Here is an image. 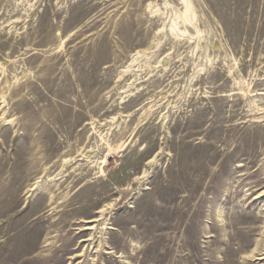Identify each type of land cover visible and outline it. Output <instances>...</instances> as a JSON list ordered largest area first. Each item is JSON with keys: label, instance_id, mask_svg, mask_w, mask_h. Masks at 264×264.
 <instances>
[{"label": "rangeland", "instance_id": "374dc122", "mask_svg": "<svg viewBox=\"0 0 264 264\" xmlns=\"http://www.w3.org/2000/svg\"><path fill=\"white\" fill-rule=\"evenodd\" d=\"M187 2L0 0V264H264V0Z\"/></svg>", "mask_w": 264, "mask_h": 264}, {"label": "bare ground", "instance_id": "6f19581e", "mask_svg": "<svg viewBox=\"0 0 264 264\" xmlns=\"http://www.w3.org/2000/svg\"><path fill=\"white\" fill-rule=\"evenodd\" d=\"M186 1V4H187V9H188V7H189V2H187V0H184V2ZM189 10V9H188ZM156 11H158V9L156 10ZM190 12V11H189ZM185 13V12H184ZM187 13V12H186ZM185 13V15H187ZM181 15V14H180ZM172 16V15H171ZM176 16H177V14H176ZM175 16V17H176ZM182 16V15H181ZM178 17H180L179 15H178ZM187 17H188V15H187ZM187 19V18H186ZM179 20V19H178ZM187 21V20H186ZM177 22V21H176ZM173 23V22H172ZM183 23V22H182ZM185 24H186V22H184ZM171 24V23H170ZM173 24H177V23H173ZM178 25V24H177ZM178 28V27H177ZM261 28V27H260ZM180 29V28H179ZM158 31V30H157ZM170 33L172 34V35H174V37H178V32L176 33L175 32V27L173 26H171L170 27ZM184 35V34H183ZM176 37V38H177ZM135 55V54H134ZM133 62V61H132ZM130 66V64L129 65H127V67L126 68H128ZM242 92V91H241ZM247 93V92H246ZM108 154V153H107ZM139 189V188H138ZM106 207V206H105ZM103 209L104 208H102L101 210H99L101 213H102V211H103ZM98 212V211H97ZM99 216V215H98ZM100 217H102V216H100ZM89 221V220H88ZM99 221V218H94V219H92V220H90L89 222L92 224L91 226L89 225V227H88V229H96V227H97V225H98V222ZM87 223V222H86ZM88 226V225H87ZM97 230V229H96ZM95 237V231H91L90 232V234H89V237L88 238H86L85 240H83V241H85V242H89V241H92L93 240V238ZM96 238V237H95ZM97 241V240H96ZM182 241V240H181ZM93 243V242H92ZM260 244H257L256 245V247L254 248V250L252 251V252H250L249 253V255L248 256H246L247 258H248V260L249 261H253V260H255V259H261V260H263L264 259V245H261V246H259ZM176 246V245H175ZM102 248V247H101ZM82 253V252H81ZM110 253V252H109ZM202 253V252H201ZM78 255V254H77ZM182 255V254H181ZM260 257V258H259ZM129 261V260H128Z\"/></svg>", "mask_w": 264, "mask_h": 264}]
</instances>
